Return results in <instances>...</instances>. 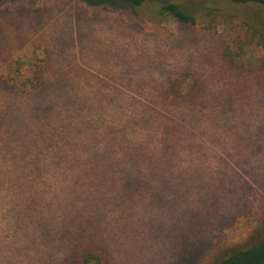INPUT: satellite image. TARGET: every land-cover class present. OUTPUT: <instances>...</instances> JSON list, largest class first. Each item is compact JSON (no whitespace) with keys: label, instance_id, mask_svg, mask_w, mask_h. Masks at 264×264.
<instances>
[{"label":"rangeland","instance_id":"374dc122","mask_svg":"<svg viewBox=\"0 0 264 264\" xmlns=\"http://www.w3.org/2000/svg\"><path fill=\"white\" fill-rule=\"evenodd\" d=\"M111 3H0V264H218L264 236V7Z\"/></svg>","mask_w":264,"mask_h":264},{"label":"trees","instance_id":"16d2710c","mask_svg":"<svg viewBox=\"0 0 264 264\" xmlns=\"http://www.w3.org/2000/svg\"><path fill=\"white\" fill-rule=\"evenodd\" d=\"M6 0H0L1 2H4ZM147 0H84L85 3H88L91 6L95 5H101V4H112L113 2L116 6H123V7H140L142 6ZM229 4L232 5H248V4H256L264 7V0H226ZM161 14L164 15H170L174 17L177 21L195 25L197 22V16L195 12L184 10L181 6L175 3H170L167 5L162 6L161 8ZM225 55L230 59V61L233 63L235 61V58H237L238 55H234L227 49L225 51ZM36 78V81H40V75ZM170 85L164 92V96L168 100H178L185 98L188 95H193L195 92L198 91V85H194L191 89L188 90L186 93L181 88V81L179 79H174L170 81ZM196 250V251H195ZM198 250V247L193 246L190 244L187 246L186 251L188 254L192 253V257L196 255ZM184 251V250H183ZM194 251V252H193ZM77 259L79 262L81 261L82 264H91V262L95 261L96 264H103L102 255L96 254L94 252H83L80 253L77 256ZM189 259V258H188ZM181 260V259H180ZM185 261V259H183ZM192 262L190 259L185 262L189 263ZM182 262V260H181ZM185 264V263H184ZM218 264H264V236L255 242L254 244L246 247V248H239L237 250L232 251L227 257L224 259H221Z\"/></svg>","mask_w":264,"mask_h":264}]
</instances>
